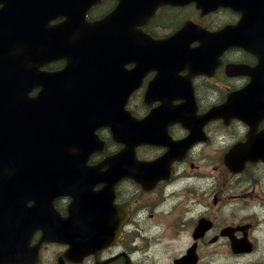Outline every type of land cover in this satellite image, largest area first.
I'll return each mask as SVG.
<instances>
[{
    "label": "flooded vegetation",
    "instance_id": "obj_1",
    "mask_svg": "<svg viewBox=\"0 0 264 264\" xmlns=\"http://www.w3.org/2000/svg\"><path fill=\"white\" fill-rule=\"evenodd\" d=\"M142 3L146 13L138 20L135 0H98L84 19H51L64 34L96 22L101 51L82 78L96 81L108 98L120 97L121 82L127 90L140 80L126 107L145 119L146 143L136 145V158L117 156L125 145L102 127L108 149L89 157L94 172L65 159L51 196H40L51 181L29 185L20 197L21 210L24 203L32 208L26 229L15 248L4 241L0 264H162L160 240L187 244L173 264H189L175 259L190 249L191 264H264V0ZM137 42L145 64L136 60ZM68 64L58 57L42 68L59 72ZM157 79L164 84L155 81L151 91ZM237 92L240 111L232 109ZM73 170L90 178L89 195L62 193ZM53 174L47 169L44 176ZM75 200L80 210H72ZM73 226H97L100 244L73 238ZM166 228L176 237L158 236Z\"/></svg>",
    "mask_w": 264,
    "mask_h": 264
},
{
    "label": "water",
    "instance_id": "obj_2",
    "mask_svg": "<svg viewBox=\"0 0 264 264\" xmlns=\"http://www.w3.org/2000/svg\"><path fill=\"white\" fill-rule=\"evenodd\" d=\"M97 1L0 0V247L5 241L6 247L15 248L14 239L20 236V228L26 229L32 208L24 203L21 210L20 197L26 199L31 192L29 185L37 188L38 184L51 181V186H46L49 191L40 195L51 196L50 190L61 183V159L67 155L86 158L96 150L98 143L88 142L91 118L115 106L114 100L91 97L97 83L82 78L85 68L97 59L96 23H84L86 32L65 34L61 30L64 27L50 24L61 13H79L84 19L86 9ZM143 1H135L138 19L146 13L141 9ZM167 1L190 0H162ZM58 57H68L72 64L59 72L42 70L45 61ZM35 89L39 91L32 96ZM125 102L119 100L121 108ZM77 146L81 150L75 153L72 150ZM47 169L55 173L51 180L44 176ZM33 174L40 176L35 178ZM76 209L80 210L77 203ZM99 233L97 226H76L72 237L87 236L93 239L94 246H90L96 247L100 242L94 239L101 236ZM1 254L2 251L0 257ZM192 254L191 251L186 259H191Z\"/></svg>",
    "mask_w": 264,
    "mask_h": 264
},
{
    "label": "rangeland",
    "instance_id": "obj_3",
    "mask_svg": "<svg viewBox=\"0 0 264 264\" xmlns=\"http://www.w3.org/2000/svg\"><path fill=\"white\" fill-rule=\"evenodd\" d=\"M158 236H166V237L170 238V237L175 236V232L173 233L172 228H166L165 233H162L160 230L158 233ZM154 241H157V240H155V239L151 240L152 243ZM164 242H166V241H164ZM186 245H187L186 243L182 242V245L177 247L175 242H171V243L168 242V244L165 245L166 247H161V246L158 247V250H156V251H157V253H159V258H158L159 261H161L160 259L162 256H165L166 258H168V264H173V262H172L173 258L176 257V255H178L185 248ZM223 262H224V260H223Z\"/></svg>",
    "mask_w": 264,
    "mask_h": 264
},
{
    "label": "bare ground",
    "instance_id": "obj_4",
    "mask_svg": "<svg viewBox=\"0 0 264 264\" xmlns=\"http://www.w3.org/2000/svg\"><path fill=\"white\" fill-rule=\"evenodd\" d=\"M164 63V62H163Z\"/></svg>",
    "mask_w": 264,
    "mask_h": 264
}]
</instances>
